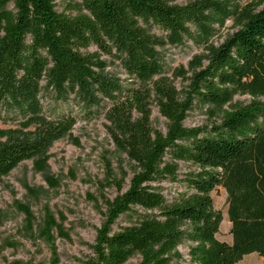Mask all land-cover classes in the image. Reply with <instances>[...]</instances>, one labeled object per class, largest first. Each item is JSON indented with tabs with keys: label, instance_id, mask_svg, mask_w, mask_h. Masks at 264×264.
I'll return each instance as SVG.
<instances>
[{
	"label": "trees",
	"instance_id": "1",
	"mask_svg": "<svg viewBox=\"0 0 264 264\" xmlns=\"http://www.w3.org/2000/svg\"><path fill=\"white\" fill-rule=\"evenodd\" d=\"M242 1L80 0L58 13L53 0H0V116L34 120L37 129L0 136V179L33 158L34 144L60 122H75L47 118L43 91L56 102L70 94L83 104L109 102L118 132L141 152L138 171L109 205L85 264H121L131 254L140 255V264H237L256 254L264 264V107L232 106L219 125L182 124L193 101L217 96L224 105L240 77L264 57V0ZM228 21L236 31L211 51L206 68L193 73L187 99L166 116L165 134L137 122L135 90L108 74L102 57H118L134 83L149 84L151 72L161 71L158 47L212 45ZM179 163L187 165L185 173H167ZM162 181L183 190L165 195L154 185ZM217 188L226 193L230 243L216 238L222 216L210 194ZM136 206L137 227L112 233Z\"/></svg>",
	"mask_w": 264,
	"mask_h": 264
},
{
	"label": "rangeland",
	"instance_id": "2",
	"mask_svg": "<svg viewBox=\"0 0 264 264\" xmlns=\"http://www.w3.org/2000/svg\"><path fill=\"white\" fill-rule=\"evenodd\" d=\"M79 1L53 0V3L60 13L69 3ZM168 1L184 5L199 0ZM235 31L232 22L228 21L211 40L212 45L199 48L184 41L158 47L157 62L161 71L151 72L153 77L149 84L134 83L118 57L103 56L102 60L106 72L117 78L125 90H135L138 100L132 114L134 119L165 134L166 116L187 99L193 73L206 68L211 51ZM208 46H212L211 49ZM89 51L95 52L96 48ZM230 91L224 105L217 96H211L203 104L191 102L183 126L219 125L224 110H231L232 106L248 110L264 107V57L247 76L240 77L237 90ZM40 97L47 118L70 116L75 122H60L52 134L34 144L36 154L33 158L20 161L1 177L0 264H85L92 255L96 230L105 220L109 205L128 189L132 176L138 171L141 152L126 135L118 132L117 118L109 102L97 106L83 104L75 94H70L67 101L56 102L44 91ZM35 124L34 120L20 123L1 113L0 136L5 133L32 135L37 130ZM63 130L65 132L59 134ZM168 169L167 173L179 175L188 170L183 163L178 164V170ZM154 185L161 187L165 195L183 190V186L167 181ZM210 197L214 209L222 216L216 238L230 243L226 193L217 188ZM137 212L141 210L136 206L121 216L112 227V233L137 227ZM184 251L186 249L181 248V252ZM140 262V255L131 254L126 255L121 264ZM237 264H262V260L256 254H250Z\"/></svg>",
	"mask_w": 264,
	"mask_h": 264
}]
</instances>
